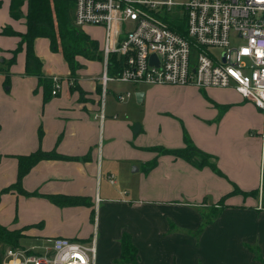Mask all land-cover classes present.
<instances>
[{
  "label": "crops",
  "instance_id": "0c3cea01",
  "mask_svg": "<svg viewBox=\"0 0 264 264\" xmlns=\"http://www.w3.org/2000/svg\"><path fill=\"white\" fill-rule=\"evenodd\" d=\"M1 2L0 193L18 181L19 156L43 150L75 159H43L32 166L22 179V187L34 195L15 189L2 193L0 224L12 230L26 228L25 237L44 245L55 237L88 241L97 221V264H133L119 262L124 233L132 236L141 264H264L261 194L245 199L233 193L235 187L262 190L264 137L256 131L264 125L260 108L234 89L210 88L214 110L202 108L198 116L190 114L192 123L180 125L181 131L170 140L177 138L173 144H145V119L119 120L115 110L107 114V105L104 122L95 117L103 95V39L84 29L99 42L102 57H79L82 67L74 79L63 55L51 50L49 39L35 40L43 74L62 79L61 90L45 100L44 86L37 76L27 73L25 45L15 53L20 38L9 30L17 23L10 13V1ZM93 27L104 33L102 27ZM75 82L83 95L73 87ZM223 90L231 91L224 99L217 96V91ZM138 91L144 92L143 100L137 101L143 104L147 93L142 88ZM109 93L121 102L118 95L125 92L109 88L106 98ZM192 93L213 106L195 86ZM222 105L230 109L221 113ZM233 105H243V111L229 116L230 110L238 108ZM185 132L200 149L215 157L224 176L211 167L198 168L149 149L183 147ZM155 159L157 165L146 170ZM132 167L134 171H130ZM140 170V177H132L131 173ZM109 174L115 176L116 184L109 181ZM108 184L117 186L118 195ZM46 195L79 196L90 203L60 206ZM223 197L222 213L197 236L203 221L200 208L219 206ZM98 205L103 206V220L96 215Z\"/></svg>",
  "mask_w": 264,
  "mask_h": 264
},
{
  "label": "built area",
  "instance_id": "2783aa9c",
  "mask_svg": "<svg viewBox=\"0 0 264 264\" xmlns=\"http://www.w3.org/2000/svg\"><path fill=\"white\" fill-rule=\"evenodd\" d=\"M73 1L75 25L105 31L103 95L95 114L101 123L110 82L234 89L264 115V0ZM168 15L179 28L166 21ZM112 54L124 62L114 76L108 72ZM61 88L62 79L54 76L52 94ZM132 96L127 91L118 100ZM108 179L116 184L113 174ZM2 264H97V234L88 241L55 237L40 246L8 248Z\"/></svg>",
  "mask_w": 264,
  "mask_h": 264
},
{
  "label": "trees",
  "instance_id": "16d2710c",
  "mask_svg": "<svg viewBox=\"0 0 264 264\" xmlns=\"http://www.w3.org/2000/svg\"><path fill=\"white\" fill-rule=\"evenodd\" d=\"M24 4L25 0H11L10 13L15 19L20 17L21 12L19 11ZM1 5L2 2L0 1V6ZM26 8L27 32L24 34H18L22 39L20 40V44L15 53L21 51L25 43L27 73L37 76L39 83L44 86L45 100H47L52 96L53 77L43 74V62L35 52V40L40 37L49 39L51 50L53 52H60L68 63L72 79L76 78L77 71L82 67L77 56L80 55L90 60H96L99 58L97 57V52H100L99 42L91 38L81 27L75 25L73 0H26ZM165 19L172 27H180L175 17L168 15ZM123 65V59L117 54H112L109 58V74L113 76L119 74L122 71ZM75 85L76 82L73 87ZM75 89H78L81 95L84 94V91L80 86H75ZM184 143L185 145L180 148L153 146L149 149L157 151L159 154H167L184 159L198 168H204L206 166L211 167L214 172L224 176L223 172L217 165L215 157L200 149L193 142L187 132L184 134ZM18 158V181L10 187L4 188L0 193V196L2 193L14 189L27 196L31 194L34 195V193H29L23 189L22 179L31 167L40 160L75 159L73 157L63 156L55 152H45L43 150H39L30 155H22ZM157 161L158 160L155 159L148 163L146 165V170L149 171L153 169L157 165ZM233 193H242L252 197H259L261 194V209H264V170L262 176V192L259 188L251 191H243L238 187H235ZM35 195L40 194L35 193ZM45 197L60 206L87 205L90 203L86 198L79 196L46 195ZM225 197L220 200L219 206L214 205L210 208L212 210L211 212L205 211L207 213L204 214V210H202L203 221L199 229L196 231L197 236L201 235L205 227L211 224L222 213L225 207V204H223ZM23 237H25L23 230H12L0 224V264L3 263L4 254L8 248L21 247L20 241ZM121 246L122 252L119 262L141 264L139 261L138 249L133 243L130 234L124 233L122 235Z\"/></svg>",
  "mask_w": 264,
  "mask_h": 264
},
{
  "label": "rangeland",
  "instance_id": "374dc122",
  "mask_svg": "<svg viewBox=\"0 0 264 264\" xmlns=\"http://www.w3.org/2000/svg\"><path fill=\"white\" fill-rule=\"evenodd\" d=\"M2 1V0H0ZM11 3V0H9ZM188 0H174L175 3L184 4ZM7 2V1H6ZM20 10V9H19ZM26 0L24 6L21 8L19 12H21V15L19 18H17V23L15 25L9 26V30L13 33H15L16 36L22 39L21 36L18 34H24L27 32V19H26ZM25 12V14H24ZM83 30L85 29L92 37L98 38L99 40L103 39V43L105 42V31L103 33V30L96 29L93 26L86 25L84 27H81ZM45 38V37H40ZM25 45V43H24ZM100 51V46H99ZM218 51H221L220 49ZM79 57H83L87 59L84 56H77V59L79 61ZM97 59H101V52H97ZM90 60V59H89ZM98 62V61H97ZM103 71V64L101 63V73ZM110 89H114L118 93L127 92L130 91L133 93V97L130 99H127L125 102H118L114 96L113 93H109L106 98V105H107V114L110 115L111 110H115V112H118L119 120H137L141 121L145 119V127L147 132H145V144L147 141H152V145L156 144V142H161V144H173L177 140L175 138L174 142H170L172 138H174L175 132H180V125L182 123L185 124V126H188L192 123L190 114H194L198 116L200 110L202 108L210 111L214 110L216 106L214 105V100L208 95V89L198 88L197 91L200 95H202L205 99L213 103V106H209L208 104L204 103L201 99H199L197 96H195L192 93V86L190 85H146L145 86H134L133 84H127L123 82H110L109 84ZM145 89V92L147 93L145 98V103L139 104L136 99V89ZM231 94V91H217V96L224 99V96ZM220 105L222 102H219ZM238 107L237 109L233 111H229V116L234 115L235 112H242L243 105H233ZM229 107V108H228ZM218 108V107H217ZM219 109V108H218ZM227 111V109H230V106H224L220 108L219 111L221 113H224V111ZM225 111V112H226ZM248 112V111H247ZM224 115V114H223ZM214 123H217L214 122ZM160 127L163 128L162 131L160 130ZM168 130V133L164 132L166 129ZM256 131L262 132V135L264 137V125L262 128H256ZM256 132H254L255 134ZM259 135V134H257ZM256 135V136H257ZM262 137L261 135H259ZM160 145V144H159ZM262 162L264 165V147L262 149ZM135 166V165H134ZM138 167V166H136ZM130 171H134V168H130ZM142 171H137L135 173H131L132 177H140L142 175ZM104 185V184H103ZM109 188L111 189V192L114 195H118L117 186H112L111 184H108ZM262 192V190H261ZM235 195H239L242 198L251 197L242 193H234ZM233 194V195H234ZM225 202V199L223 200V204ZM103 205V204H102ZM98 205V208H96V215L97 217H100V219L103 220V206ZM214 205H211L207 208H200V210H204V214L207 212H211L210 209ZM207 211V212H205ZM208 217V216H207ZM95 217H93V220ZM93 222V226H94ZM97 225L99 226V222L96 221V227L94 230V233L98 232ZM178 228V225L176 226V229ZM20 230H23L24 236L26 228H22ZM194 232V231H193ZM93 233V234H94ZM97 234V233H96ZM21 247H32V246H40L41 242L38 239L31 238V237H23L20 241Z\"/></svg>",
  "mask_w": 264,
  "mask_h": 264
},
{
  "label": "water",
  "instance_id": "95a60500",
  "mask_svg": "<svg viewBox=\"0 0 264 264\" xmlns=\"http://www.w3.org/2000/svg\"><path fill=\"white\" fill-rule=\"evenodd\" d=\"M151 61H152V62H157V57H156V55H152V57H151ZM143 98H144V92H143V91H138V92H136V99H137L138 102H141V101L143 100ZM135 131H136V133L139 131V125H137V126L135 127Z\"/></svg>",
  "mask_w": 264,
  "mask_h": 264
}]
</instances>
